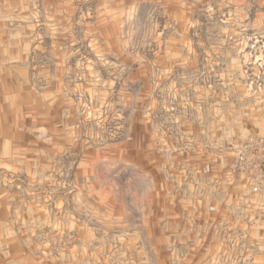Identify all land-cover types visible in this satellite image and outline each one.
Here are the masks:
<instances>
[{"label":"rangeland","instance_id":"obj_1","mask_svg":"<svg viewBox=\"0 0 264 264\" xmlns=\"http://www.w3.org/2000/svg\"><path fill=\"white\" fill-rule=\"evenodd\" d=\"M0 264H264V0H0Z\"/></svg>","mask_w":264,"mask_h":264},{"label":"built area","instance_id":"obj_2","mask_svg":"<svg viewBox=\"0 0 264 264\" xmlns=\"http://www.w3.org/2000/svg\"><path fill=\"white\" fill-rule=\"evenodd\" d=\"M254 190H257V188H254Z\"/></svg>","mask_w":264,"mask_h":264}]
</instances>
